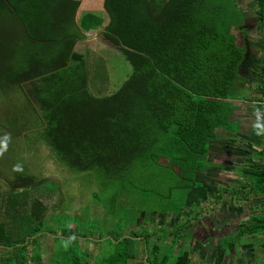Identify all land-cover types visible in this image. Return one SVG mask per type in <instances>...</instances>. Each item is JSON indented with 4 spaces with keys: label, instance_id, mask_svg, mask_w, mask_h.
Returning <instances> with one entry per match:
<instances>
[{
    "label": "trees",
    "instance_id": "1",
    "mask_svg": "<svg viewBox=\"0 0 264 264\" xmlns=\"http://www.w3.org/2000/svg\"><path fill=\"white\" fill-rule=\"evenodd\" d=\"M65 1L0 0V91L22 90L27 83L39 82L47 93L43 95L55 97L56 110L47 113L52 122L46 135L59 162L72 172L93 177L102 174L115 185L119 182L122 189L127 178L145 176L146 186L155 180L156 168L170 170L172 177L179 175L186 182L170 188L184 191L182 196L176 199L172 192L167 197L177 211L175 218H182L188 195L216 183L210 177L220 169L219 162H213L210 155L213 146L222 141L220 145L227 148L223 147L221 154L246 159L239 169L241 183L237 182V189L226 187L212 195L217 203L226 195L249 211L264 210V199L256 201L264 197V135L258 136L252 126L248 127L254 121L242 122L237 115L252 107L264 120V53L257 85L246 93L241 67L248 60L242 41L248 28L241 25L249 14L236 5V0H103L109 21L102 38L110 47L103 48L105 55L92 50L91 56L74 50L75 38L62 39L54 34V17L61 14L66 21L62 14ZM255 1L259 29L264 34V0ZM87 17L95 19L94 25H101L100 17L86 13L83 19ZM56 25L60 28L58 22ZM23 48L29 49L28 54ZM118 51L131 72L110 93L105 56L116 59ZM85 78L88 88L78 91L76 81ZM33 109L46 129L43 114L35 105ZM247 150L251 156H246ZM132 168L139 171L128 175ZM227 169L230 172L236 167L229 165ZM197 179L206 182L201 185ZM8 184L0 191V264H41L35 247L40 236H54V231L45 230L49 208L32 195L31 189L45 186L58 192V186L19 172ZM150 214L138 211L135 224L142 215L147 218ZM180 218L169 242L134 231L130 236L111 238V255L100 264H193L185 243L193 232L184 230L188 220ZM248 221L237 225L238 242L233 251L241 239L253 238L251 244L261 243L264 258V214L252 212ZM62 234L60 239L68 242L79 236L69 228ZM259 236H263L262 241L256 239ZM163 241L174 243L175 248L169 244L164 248ZM209 243L212 249V241ZM224 244L225 248L219 247L229 254L231 247ZM177 245L181 249L175 254ZM140 250L144 257L138 261ZM61 264L85 263L66 253ZM194 264L207 263L200 260Z\"/></svg>",
    "mask_w": 264,
    "mask_h": 264
},
{
    "label": "rangeland",
    "instance_id": "2",
    "mask_svg": "<svg viewBox=\"0 0 264 264\" xmlns=\"http://www.w3.org/2000/svg\"><path fill=\"white\" fill-rule=\"evenodd\" d=\"M81 1L83 0H66L63 3L62 14L66 21H62L61 14L54 17L55 35L62 39L71 36L76 40L78 39V41L85 38L74 22L78 16L77 12L81 11V16L85 12L90 13V11L96 9L91 7V2L86 5L83 4L81 8ZM158 2L159 0H156V3ZM236 5L249 14L248 17L243 19L241 25L244 27L247 24L245 27L248 28L247 33L242 37V41L244 39L247 46L248 60L244 63V67H241L244 76H246L244 90L247 91L253 90L257 85H255V82L264 53V34L259 29L260 21L256 14L258 11L256 1L236 0ZM88 18H85V22L88 21ZM56 22H58L60 28L57 27ZM66 22L70 24L63 25ZM12 29H16V27L13 26ZM237 30H234V32H237ZM239 32H237V35ZM104 45L110 46L102 38L97 46L101 47L99 50L105 55L104 47H102ZM92 47L93 44L84 42L81 47L77 46V52L81 54L88 53L91 56L92 54H89V52L93 50ZM94 49L98 50L97 48ZM22 52L28 54L29 49L23 48ZM116 56V59L108 55L105 56L108 63L117 62L112 65L115 70H109V74L114 73L116 78L113 89H111L112 80L110 78L109 92L119 87L131 72V67L124 56L119 51ZM85 60L87 63V57ZM71 64L75 65L74 62H71ZM41 87L39 82H31L24 85L22 90L0 91V138H3L5 134L10 136L7 150L0 155V191L4 189V185L10 186L8 182L14 180L16 172H19V175L31 176L36 181H52L58 186V192H54L56 190L50 191L45 186L37 190L31 189L32 195L41 201L43 200V203L49 208L45 230L54 231V236H47V234L40 236V242L35 247L37 255L39 254L42 258L41 264H61L66 253L69 257L80 258L81 262L85 264L103 263L112 252L113 246L109 243L111 238L130 236L129 233L132 231L139 235H142L143 232L148 233L152 235V240L156 237H160V240L166 238L165 242H169L180 217L175 218L174 213L177 211H174V206L168 203L167 197L173 192L174 194L171 195L178 199L184 194V191L170 188L186 184L177 175L179 173L178 169L175 172L177 176L174 178L171 176L170 170L156 168L155 180L150 183L147 181L148 185L146 186L144 185L145 176L141 179V175L127 178L124 189H122L119 182L115 185L112 181H109L112 179L106 178L102 174L98 173L93 177L91 174L70 171L64 163L59 162L56 158L55 148L47 141L46 132L52 122L47 113L52 114L55 112L56 101L54 100L55 97L45 96L47 93ZM75 87L76 89L79 87L78 91L87 89L86 78L76 81ZM27 94L34 102L37 111L43 114L41 116L46 122V129L36 119V114L33 112L34 105H32L30 99L26 98L28 97ZM245 109L237 114L242 122H245L246 119L254 122L259 119V113H255L252 107H245ZM28 118L31 121L26 123L24 120ZM254 122L250 123L248 127L252 126ZM252 131L254 132V130ZM241 138L244 139L246 136ZM220 143L222 141L213 146V154L210 155L213 156V162H219L217 167L222 169H218L215 171V175L210 177L216 183L208 184L206 188L189 194L187 206L183 205L184 208L181 209L182 214L185 216L180 219L188 220L184 230L193 232L192 237L189 236V241L182 240L187 245L193 264L200 260H204L207 264H263L261 243L251 244L253 238L251 240L250 238L241 239L235 247V249L237 248L236 252L233 251V248L235 243L238 242L235 236L237 225H246L249 222L248 215H252V212L254 214H264V210L251 208L249 211L242 206L243 203H236L231 197L229 200L226 195L223 200H218L217 203L215 196L212 195L213 192H219L226 187L227 190L237 189V182L241 183L239 169L244 165L243 162L246 159L241 155L231 156L226 152L221 154L222 148L226 145H220ZM246 152V156H251L249 150ZM217 154H219V158H215ZM229 165H234L236 170L227 171ZM84 167L83 164L82 168ZM138 171V169L134 171L132 168L128 175L135 174ZM197 181L199 180L197 179ZM199 182L203 185L206 181ZM262 199L264 197L258 198L256 201L262 202ZM179 202H183V199ZM216 203V206H212ZM141 210L147 212V214H152L147 218L142 215L135 224V214ZM195 213H198V215L193 216ZM225 218L228 220H225ZM132 220L134 223L131 222ZM211 226L215 227L213 233L210 231ZM66 228L78 232L80 237L71 239L69 242L61 240L62 232ZM201 228L202 233L199 232ZM210 236L213 239H209ZM208 239L213 243L212 249ZM256 239L262 241L263 236ZM202 243L205 248L201 245ZM224 243L231 247L229 254H226L219 247L225 248ZM165 244L164 248L168 244L170 247L173 245V248H175V244L172 242ZM179 244L183 243L180 241ZM140 246L141 243H139ZM179 249L181 248L177 245L174 253L176 254ZM140 252L142 254L140 253L141 257L138 261L143 260L144 257L142 250ZM32 256L35 255L32 254ZM34 258L36 259V257Z\"/></svg>",
    "mask_w": 264,
    "mask_h": 264
},
{
    "label": "crops",
    "instance_id": "3",
    "mask_svg": "<svg viewBox=\"0 0 264 264\" xmlns=\"http://www.w3.org/2000/svg\"><path fill=\"white\" fill-rule=\"evenodd\" d=\"M90 2H91V7L96 9V10L90 11V13H92V14L94 13V15L100 17L99 19L101 20V25H97V26L94 25L95 24V19H90V18H88V21L85 22V18L83 19V16H84L85 13H89V12H85L81 16H80L81 11L77 12L78 16L76 17L74 22L78 25L81 33L84 34L83 37H85V38L81 39L79 41H78V39L76 40L77 44H76L75 49H74L76 52H77V46L81 47V45L84 42H88L90 44H93V47H92L93 50H95L94 48H97L99 50V48H101V47L97 46V44H98V42H101L102 33H103V30H104V27L107 25V23L109 21L108 14L106 13V11H105V9L103 7V0H88V1L83 0V1H81V8L83 7V4L86 5L87 3H90ZM82 19H83V24H81V20ZM69 24L70 23L66 22L63 25H69ZM67 38H73V37L70 36V37H67ZM63 39H66V38H63ZM95 46H97V47H95ZM102 47H107V46H102ZM108 47H110V46H108ZM106 62H107V59H106ZM112 65L113 64L107 63L108 69L114 71L115 69L113 68ZM109 75H110V78L112 80L111 89H113L114 88V83H115V80H116L115 74L112 73V74H109ZM112 92L113 91H111L110 93H112Z\"/></svg>",
    "mask_w": 264,
    "mask_h": 264
},
{
    "label": "clouds",
    "instance_id": "4",
    "mask_svg": "<svg viewBox=\"0 0 264 264\" xmlns=\"http://www.w3.org/2000/svg\"><path fill=\"white\" fill-rule=\"evenodd\" d=\"M252 129L254 130L255 134L260 136L264 135V121L257 119L252 124ZM10 140V136L5 134L3 138H0V155H2L3 151L7 150V146Z\"/></svg>",
    "mask_w": 264,
    "mask_h": 264
},
{
    "label": "flooded vegetation",
    "instance_id": "5",
    "mask_svg": "<svg viewBox=\"0 0 264 264\" xmlns=\"http://www.w3.org/2000/svg\"><path fill=\"white\" fill-rule=\"evenodd\" d=\"M248 24H249V23H248ZM210 225H211V224H210ZM202 228H203V227H202ZM202 228H201V229H200V231H199V232H201V233L203 232V231H202ZM205 230H206V229H205ZM205 230H204V232H205ZM210 231H211V233H213V231H214V229H213V227H212V226H211V229H210ZM211 236H212V235H211ZM211 236H210V237H211Z\"/></svg>",
    "mask_w": 264,
    "mask_h": 264
}]
</instances>
